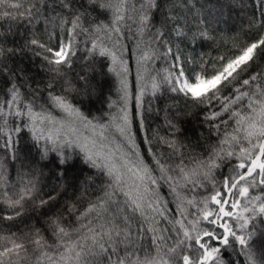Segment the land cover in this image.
Listing matches in <instances>:
<instances>
[{
    "label": "snow or ice",
    "instance_id": "obj_1",
    "mask_svg": "<svg viewBox=\"0 0 264 264\" xmlns=\"http://www.w3.org/2000/svg\"><path fill=\"white\" fill-rule=\"evenodd\" d=\"M231 2L228 35L194 0H0V264H264V0Z\"/></svg>",
    "mask_w": 264,
    "mask_h": 264
},
{
    "label": "trees",
    "instance_id": "obj_2",
    "mask_svg": "<svg viewBox=\"0 0 264 264\" xmlns=\"http://www.w3.org/2000/svg\"><path fill=\"white\" fill-rule=\"evenodd\" d=\"M196 8L200 9L201 14L207 17L218 31L232 35L237 32L243 23V17L241 16V11L239 7L233 6L231 0H194ZM246 3H251V0H245ZM194 9L193 11H195ZM95 15V14H94ZM159 13H157L156 19L159 20ZM202 51H209L210 48L205 42L201 46ZM23 66L27 68L30 74H35L37 69L28 60L23 62ZM42 75V74H41ZM94 83L99 89L98 94L84 100L82 105L83 110L86 114L93 117H99L102 112L106 110L105 97L112 89L113 81L111 77H96ZM3 86L2 81H0V87ZM186 127L189 130V135H191L192 125L188 124ZM30 141H28L27 136H25L24 141H22V148L30 147ZM83 170V174H88V169L85 168L79 161L76 163L75 169H73L74 174H79ZM71 195V193H69ZM243 259V257H241Z\"/></svg>",
    "mask_w": 264,
    "mask_h": 264
}]
</instances>
